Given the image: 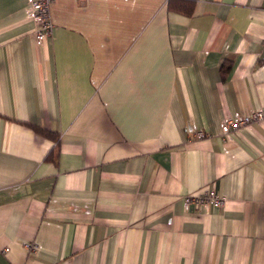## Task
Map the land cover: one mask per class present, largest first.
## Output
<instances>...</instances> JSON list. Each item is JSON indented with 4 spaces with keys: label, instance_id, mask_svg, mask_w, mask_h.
<instances>
[{
    "label": "crops",
    "instance_id": "1",
    "mask_svg": "<svg viewBox=\"0 0 264 264\" xmlns=\"http://www.w3.org/2000/svg\"><path fill=\"white\" fill-rule=\"evenodd\" d=\"M192 1L0 0V264H264V0Z\"/></svg>",
    "mask_w": 264,
    "mask_h": 264
},
{
    "label": "built area",
    "instance_id": "2",
    "mask_svg": "<svg viewBox=\"0 0 264 264\" xmlns=\"http://www.w3.org/2000/svg\"><path fill=\"white\" fill-rule=\"evenodd\" d=\"M55 0H27V15L35 23L36 30L34 37L37 42L44 41L51 36L54 29V22L51 18V7ZM264 109H253L249 113H238L234 116L226 115L221 122L223 136L227 137L235 130L262 121ZM199 136H204L203 131L198 132ZM227 201L225 194L219 192L215 186H205L199 191L190 193L184 198L186 210H209L211 208L224 207ZM32 250L35 245L29 244ZM5 250H8L6 248Z\"/></svg>",
    "mask_w": 264,
    "mask_h": 264
},
{
    "label": "trees",
    "instance_id": "3",
    "mask_svg": "<svg viewBox=\"0 0 264 264\" xmlns=\"http://www.w3.org/2000/svg\"><path fill=\"white\" fill-rule=\"evenodd\" d=\"M195 2L192 0H168L167 8L169 11H175L183 14H192L194 11ZM229 70H226V68H222L221 73L223 76L227 75ZM31 126L36 132L39 134L53 139L56 142V145H58V134L56 132L50 131L48 129L42 128L40 126L28 124ZM53 154H49L48 159H52Z\"/></svg>",
    "mask_w": 264,
    "mask_h": 264
}]
</instances>
